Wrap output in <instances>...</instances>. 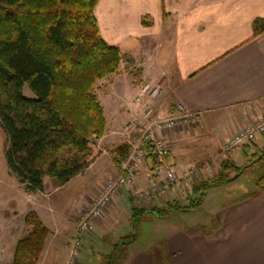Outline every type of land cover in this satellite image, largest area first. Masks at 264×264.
I'll return each mask as SVG.
<instances>
[{"label":"crops","instance_id":"crops-1","mask_svg":"<svg viewBox=\"0 0 264 264\" xmlns=\"http://www.w3.org/2000/svg\"><path fill=\"white\" fill-rule=\"evenodd\" d=\"M95 14L102 37L134 57L136 67L141 69L140 81L161 85L163 94L155 101L160 117L175 113L178 105H183L188 113L200 115L197 125L191 124L192 131L217 133L209 139L215 147L236 131L264 119V34L252 38L254 22L264 20V0H99ZM117 80L116 75H111L100 82L110 84L111 92ZM132 80L129 78L136 93L137 81ZM130 99L127 102L126 98H117L115 110H105L108 127L100 140L103 147L99 143L102 155L66 185L45 178V190L49 181L57 190L84 181L78 199L82 204L96 194L103 181L116 175L115 156L109 155L107 147L114 148L122 140L119 132L129 116L126 106L132 104L136 108ZM222 118L231 123V128H220ZM175 131L163 134L171 148L166 159L176 168L179 178L205 179V166L196 167L205 162L202 159L210 152L207 141L189 154L187 147L183 151L181 145L195 138V134L190 129ZM254 145L264 146V134L258 136ZM252 152L250 149L249 154ZM107 153L109 157L105 158ZM232 156L239 165L249 158L245 149ZM144 160L135 185L126 189L134 208L135 188L142 191L153 182L152 160ZM221 164L218 161L217 169ZM183 179L170 188V197L175 194L173 190H180ZM253 190L225 187L207 192L199 210H185L186 214L205 211V219L175 226L165 240L153 242L149 251L131 250L123 264H264V191L253 196ZM211 194L219 198L209 203ZM228 194L239 199L224 203ZM122 198L113 203L103 221L93 223L88 237L92 239L94 231H107L115 216L113 211L117 212L118 206L127 201L125 194ZM75 233L76 224H65L62 241ZM119 236L124 238L126 234ZM42 255L41 264H66L68 249L58 243L52 252L45 250Z\"/></svg>","mask_w":264,"mask_h":264},{"label":"trees","instance_id":"trees-1","mask_svg":"<svg viewBox=\"0 0 264 264\" xmlns=\"http://www.w3.org/2000/svg\"><path fill=\"white\" fill-rule=\"evenodd\" d=\"M98 3L0 0V127L9 142L8 166L27 192H44L45 178L66 185L96 161L97 142L107 131V120L95 87L117 74L123 61L130 74L141 70L133 57L102 37L95 14ZM254 23L252 38L264 34V20ZM25 87L35 97L27 96ZM243 149L249 157L246 166L224 160L217 174L193 186L185 210H199L207 192L232 182L230 173L240 176L256 166L261 173L252 195L264 191V146L245 144ZM113 152L119 167L130 148L124 143ZM147 158L154 168V155ZM132 208L138 219L149 213ZM25 223L31 231L17 242L12 264H38L50 235L35 211L26 215ZM127 244L117 245L107 256L108 264L125 262Z\"/></svg>","mask_w":264,"mask_h":264},{"label":"rangeland","instance_id":"rangeland-1","mask_svg":"<svg viewBox=\"0 0 264 264\" xmlns=\"http://www.w3.org/2000/svg\"><path fill=\"white\" fill-rule=\"evenodd\" d=\"M121 49V48H120ZM121 53L124 55H128L129 57H133L131 54L127 52H123L121 49ZM134 58V57H133ZM135 60V59H134ZM136 63V60H135ZM120 65L119 72L116 75L118 78L117 86L114 90L111 92L109 91V87L111 86L108 83H101L98 81L95 90L98 95V98L101 101L102 106H105V109L108 113H111L116 108L117 98H126L129 102V99L131 102L133 101V98L135 97L136 93L133 89H131V85L129 82V78L132 81H137L136 85L139 86L142 81L139 79V71H134L133 74H130V67L126 64L125 61H123ZM133 69V67H132ZM141 72V70H140ZM111 76V75H109ZM108 76V77H109ZM115 81V80H114ZM153 87H160L159 84L152 83ZM137 86V87H138ZM162 88V87H161ZM24 93L29 97H35L33 92L28 88L25 87ZM163 94H160V97ZM125 100V99H124ZM120 101V100H118ZM115 105V106H114ZM103 106V108H104ZM128 109V118L126 123L129 122V120L132 119V113L138 112L139 116L141 113V107L136 105V108L132 106V104H129L126 106ZM125 107V109H126ZM135 111V112H131ZM140 118H142V115H140ZM107 120V118H106ZM199 122V121H198ZM197 122V123H198ZM126 123L123 125L125 126ZM221 129L229 128L231 126V123L227 121L226 119L223 120V118L220 120ZM195 125H197L195 123ZM194 125V126H195ZM123 126V128H124ZM193 125H189L187 127H181L178 128L179 130H189L192 131ZM108 127V122H107ZM231 128V127H230ZM123 129L119 132L120 136L122 134ZM107 132V131H106ZM117 132V131H116ZM176 132V131H174ZM195 134H193V133ZM191 133L195 136L192 140H188L185 145L182 146V150L187 147V152L193 153L195 152L194 149H197L201 146L204 141H207L206 145L208 146V152L209 154L202 159L205 161L202 163V165H197L196 169H199L200 166H205L204 171V177L205 179H198V180H184L183 178H179L178 174V180L175 181V184L171 185L168 188V192L165 194V196L158 197V200H145L144 198H136V193L140 192L141 189L135 188V208L136 209H145L149 211V213L144 214L139 219L133 217V206H130L131 202L129 201V197L127 196L126 189L123 190V192L115 197L112 202L109 204L107 209H105L100 221H103L104 217L108 215L110 212L111 207L113 206V203L120 202L118 199H123L122 195L125 194L126 196V202L122 204V206H118V211H113V219H110V222L108 223L111 225L108 229L106 228V232H98L94 231V236L91 239L88 237V233L83 235L82 239V248L79 256H78V263L77 264H108L109 259L107 256L112 254L117 245L123 242H127L128 244L125 247V252L129 254L131 250H151L153 242H157L159 240L163 241L166 238V236L169 235L170 231L174 229L175 226H183L185 221L191 220V221H200L202 219H205L206 214L204 212L196 211V212H190L189 214L185 213V207L189 203V196L191 193H193V186L199 182H202L203 180H206L209 178L208 176L217 174L220 169L218 168V161H224L226 159H231L234 161L235 153L227 154L225 156H222L224 153L222 151V142L221 145L214 146L212 145V141L209 139H213L216 136V132H197L192 131ZM119 133L117 135H119ZM190 133V134H191ZM106 133L98 140V149L100 150V155L103 153V144L102 140ZM211 141V142H210ZM99 143L102 147H99ZM124 144V140L119 142V144L113 145L114 148L107 147V150H109V155L115 156L114 152L117 147ZM254 144V143H253ZM9 142L7 135L0 127V264H12L14 259V252L16 248L17 242L27 236L31 231V226L27 225L25 223V217L27 214H29L32 211H35L38 213L40 219L42 220L43 224L50 230V235L48 237V241L46 243V247L44 249L48 252H52L53 248L57 247L58 243H62V245L66 246V249H68V259L70 257L72 245L75 239V235H71L69 239H63L62 237V230L63 227L66 225L70 226L71 224L78 223V220L83 215V213L87 210L91 200L96 196L98 191L101 189L103 184L118 176L120 166L123 161H121L120 166L118 167V172L116 175L112 178H109L106 181H103L98 191H96V194L93 196V194L88 199L89 201H85L84 203L80 204L78 201L79 199V192L81 189V184L84 181H78L70 184L66 188L62 190H57L55 184H51V182H48L47 190L44 192H27L25 189V186L20 182L17 175H15L9 168L7 159H6V151L8 148ZM185 146V147H184ZM106 149V148H105ZM112 150V151H111ZM98 157V158H99ZM109 157L108 153L106 154L105 158ZM97 158V159H98ZM110 159V158H109ZM217 162V163H216ZM237 164V163H236ZM247 162L243 165L246 166ZM239 165V164H238ZM173 166V165H172ZM242 166V165H239ZM174 167V166H173ZM209 167V168H208ZM143 169V165L142 168ZM153 169V166L151 167L150 171ZM206 169V170H205ZM176 170V169H175ZM193 171V170H191ZM152 172V171H151ZM195 172V171H194ZM261 170L260 166H256L254 168L249 169L244 174H241L240 176H236L234 173H230V178H232V182H229L227 184V188H235L238 189H257V178L260 176ZM138 177V176H137ZM211 177V176H210ZM234 178V179H233ZM183 179V183L179 186V189L173 190L175 194H173V198L170 197V188L173 186H176L179 184ZM137 180H135L136 183ZM154 182V181H153ZM151 183L154 184V183ZM55 183V182H54ZM133 183L130 188H133L135 185ZM57 184V183H56ZM150 185V187H151ZM150 187L144 188V190L149 189ZM223 187V188H225ZM215 190V189H214ZM178 191V192H177ZM213 191V190H211ZM254 191V190H253ZM126 192V193H125ZM220 193V192H216ZM222 193H224L222 191ZM175 195V196H174ZM220 195V194H219ZM93 196V198H92ZM222 196H220L221 198ZM239 196L228 194L227 197H224L225 199L224 203H230L234 202V198L239 199ZM92 198V199H91ZM219 196H216V194H211L210 199H212L209 203L217 200ZM118 200V201H117ZM161 200V203H158ZM206 201V200H205ZM132 203V204H133ZM155 210L157 213H160L161 216H157L154 214V212H150ZM107 227V225H106ZM93 230V229H92ZM183 232L185 231L182 227ZM92 231H90L91 233ZM76 234V233H75ZM120 235L126 234V236L121 238ZM54 236V238H53ZM61 238V241L59 239ZM59 241V242H57ZM129 241V242H128ZM55 242V243H54ZM43 251V253H44ZM42 253V254H43ZM43 258V255H41V258L38 262V264H41V259ZM66 262V263H67Z\"/></svg>","mask_w":264,"mask_h":264},{"label":"built area","instance_id":"built-area-1","mask_svg":"<svg viewBox=\"0 0 264 264\" xmlns=\"http://www.w3.org/2000/svg\"><path fill=\"white\" fill-rule=\"evenodd\" d=\"M161 93L162 88L153 87L151 82L145 81L137 87V93L132 102L141 107L142 118L140 115L137 116L138 112L131 111L135 113H132V119L126 123L121 134L124 143L130 148V153L126 160H122L118 176L103 184L78 220L75 239L66 264L78 263L83 235L92 231L93 223L101 219L112 200L119 196L126 187L135 183L142 170L144 159H147L149 153L155 157V166L151 170L154 184L149 189L136 193V198L157 201L158 197L165 196L168 188L178 180L176 168L166 159L171 148L163 134L197 123L200 115L190 114L183 105H178L175 113L160 117L157 114L155 101L160 98ZM262 134H264V119L252 122L222 143L224 153L222 156L242 150L245 144L257 142L258 136Z\"/></svg>","mask_w":264,"mask_h":264},{"label":"water","instance_id":"water-1","mask_svg":"<svg viewBox=\"0 0 264 264\" xmlns=\"http://www.w3.org/2000/svg\"><path fill=\"white\" fill-rule=\"evenodd\" d=\"M238 177V176H237Z\"/></svg>","mask_w":264,"mask_h":264}]
</instances>
